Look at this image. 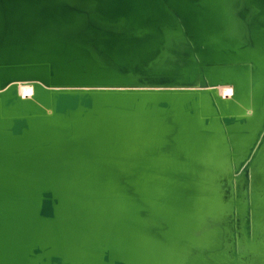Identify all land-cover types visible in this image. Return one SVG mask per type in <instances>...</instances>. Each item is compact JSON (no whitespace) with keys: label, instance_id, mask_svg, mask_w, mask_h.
Returning <instances> with one entry per match:
<instances>
[{"label":"water","instance_id":"water-1","mask_svg":"<svg viewBox=\"0 0 264 264\" xmlns=\"http://www.w3.org/2000/svg\"><path fill=\"white\" fill-rule=\"evenodd\" d=\"M260 156L264 0H0V264H239Z\"/></svg>","mask_w":264,"mask_h":264},{"label":"bare ground","instance_id":"bare-ground-1","mask_svg":"<svg viewBox=\"0 0 264 264\" xmlns=\"http://www.w3.org/2000/svg\"><path fill=\"white\" fill-rule=\"evenodd\" d=\"M17 92L22 98H28L32 94V86L26 82H18L16 84ZM216 93L221 98H230L233 92V88L229 84L218 85ZM257 160L250 168L249 171V190L251 198V206L249 211L248 221V235L251 239V248L247 249L245 242L244 221L245 215L244 208V181L239 180L234 182V190L237 194L235 197L240 199L239 205H235V237L237 242V250L243 257L239 264H264V160ZM262 164V168L261 165ZM260 166V168H259ZM254 179L259 181V185L256 187L253 183ZM212 185L216 188L214 190L216 194V205L221 210L219 217L221 225L224 226L223 240L225 244L226 253H231V222H230V208L231 203V187L229 183V174L224 170L216 172ZM249 247V245H248ZM246 253V254H245ZM213 255L210 256V258ZM218 260V259H217Z\"/></svg>","mask_w":264,"mask_h":264},{"label":"rangeland","instance_id":"rangeland-1","mask_svg":"<svg viewBox=\"0 0 264 264\" xmlns=\"http://www.w3.org/2000/svg\"><path fill=\"white\" fill-rule=\"evenodd\" d=\"M260 166H261V168H262V164H261ZM260 166H259V168H260ZM263 168H264V167H263ZM263 168H262V169H263ZM253 183H254L255 186H256V185H257V186L259 185V181H258L257 179H256V180L254 179ZM257 186H256V187H257Z\"/></svg>","mask_w":264,"mask_h":264}]
</instances>
